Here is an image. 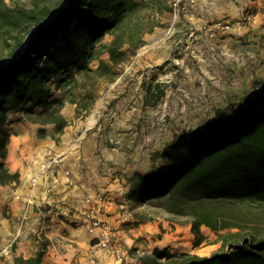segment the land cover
Returning <instances> with one entry per match:
<instances>
[{
	"label": "trees",
	"instance_id": "trees-1",
	"mask_svg": "<svg viewBox=\"0 0 264 264\" xmlns=\"http://www.w3.org/2000/svg\"><path fill=\"white\" fill-rule=\"evenodd\" d=\"M64 1L54 8L51 0H34L29 7L0 0V37L10 48L0 56V118L22 111L63 132L68 124L62 113L65 100L54 97L50 82L73 89L87 86L83 76L112 72V66L145 44V35L158 24L145 10L170 9L169 0H69L52 18ZM105 53L110 61L103 59ZM253 87L243 103L230 111L216 108L215 117L202 127L183 130L157 151L155 157L166 161L155 174L130 177L134 193L144 199L160 196L169 212L192 216L196 246L208 242L205 226L218 233L224 250L200 256L155 248L141 258L142 264H264V237L242 233L238 222L213 207L218 201L264 204V80L256 79ZM8 142L2 132L0 157L6 156ZM19 177L0 162V184ZM234 226L239 230L230 231ZM43 254L40 249L35 256L16 257V262L41 264Z\"/></svg>",
	"mask_w": 264,
	"mask_h": 264
},
{
	"label": "crops",
	"instance_id": "crops-1",
	"mask_svg": "<svg viewBox=\"0 0 264 264\" xmlns=\"http://www.w3.org/2000/svg\"><path fill=\"white\" fill-rule=\"evenodd\" d=\"M185 16L184 26L197 31L191 29L187 39L196 41L199 49L205 81L201 92L209 93V102L216 108L230 111L254 92L256 79L264 80V0H196ZM216 19L230 27L220 28L214 38L205 37L203 23ZM50 85L54 97L63 96L55 79ZM64 100L62 113L68 124L63 132H58L55 123L30 120L22 111H9L0 118V134L9 136L7 154L0 162L10 172L20 173L18 181L0 184V264H17L16 257L35 256L40 249L44 250L41 264H142L141 258L155 248L200 256L216 253L219 242L195 245L192 222L181 224L165 217L146 220L135 214L130 177L136 172L155 174L157 167L139 162L140 156H150V147L130 158L119 143L122 137L115 135L118 145L108 147L97 131H90L96 120L87 125L77 113V101ZM215 115L213 111L208 118ZM129 136L132 141L134 135ZM53 159L46 173H41V163ZM66 171L71 183L66 180ZM35 176L38 182L32 186ZM107 190L115 201L105 215L118 226L121 257L99 246L87 226L73 224L85 194ZM16 191L22 194L21 199L14 196ZM29 195L37 204L16 238ZM202 231L207 235L205 226Z\"/></svg>",
	"mask_w": 264,
	"mask_h": 264
},
{
	"label": "rangeland",
	"instance_id": "rangeland-1",
	"mask_svg": "<svg viewBox=\"0 0 264 264\" xmlns=\"http://www.w3.org/2000/svg\"><path fill=\"white\" fill-rule=\"evenodd\" d=\"M51 1L54 2L55 8L62 0ZM171 1L169 0L170 9L154 7L145 10L155 16L158 24L152 32L145 35V44L121 63L112 66V72L104 75L92 73L90 78L81 77V81L88 82L85 87H62V98L77 101V113L87 125H91L92 117L96 120L90 126V131H97L108 147L118 145L114 135L122 137L119 143L123 145L122 150L130 154V158L141 154L142 149L150 147L149 157H139V162H147L149 167L165 164L166 160L163 158H158L159 164H156L157 151H161L183 130L202 127L210 119L208 115L216 111V107L209 102V93L201 92L205 81L201 78L204 72L199 66V49L196 50V41L187 39L193 28L183 24L188 11L181 19L176 20ZM8 2L29 7L34 0ZM191 5L188 4V10ZM218 20L220 19L214 21ZM214 21H205L201 28L207 32V28L212 26ZM193 30L196 31V28ZM215 36L216 34L211 36L207 33L205 37ZM197 44L200 46V43ZM9 50L0 37V56L7 55ZM102 57L110 61L109 53ZM98 64L99 60L96 59L90 65L95 69ZM130 134L134 135L132 141L128 139ZM145 156L146 158H143ZM134 194L135 214L140 218L145 216L146 220H149L165 217L181 224L192 222L191 215L166 210L160 196L144 199L139 194ZM213 207L238 222L242 233L264 237V204L249 200L238 203L218 201ZM238 230L239 227L236 226L230 229ZM205 231L208 237L206 244L221 243L218 241L217 232L208 227H205ZM221 245L216 252L224 250Z\"/></svg>",
	"mask_w": 264,
	"mask_h": 264
},
{
	"label": "built area",
	"instance_id": "built-area-1",
	"mask_svg": "<svg viewBox=\"0 0 264 264\" xmlns=\"http://www.w3.org/2000/svg\"><path fill=\"white\" fill-rule=\"evenodd\" d=\"M196 0H172L171 6L175 19H181L184 13L188 11V4L195 3ZM222 27H230L228 23H224L221 20L214 21L212 26L207 28V33L211 36L215 35L217 30ZM81 137L78 138L80 140ZM54 159L51 161H45L40 165V172L46 173ZM66 180L71 183L70 172L66 171ZM38 177L32 178V186L36 185ZM17 199H21L22 194L19 191L14 193ZM115 198L109 190L103 193H86L84 197V204L82 209L79 210L78 216L73 220L75 225H85L89 229V232L93 235V239L102 248L112 252L116 257L122 256V245L117 241L116 235L118 226L106 217V208H109L114 204ZM55 202V201H54ZM37 204L36 198L29 195L25 199L23 213L19 219V229L16 233V238L20 235L22 226L25 224L29 217L30 210Z\"/></svg>",
	"mask_w": 264,
	"mask_h": 264
},
{
	"label": "water",
	"instance_id": "water-1",
	"mask_svg": "<svg viewBox=\"0 0 264 264\" xmlns=\"http://www.w3.org/2000/svg\"><path fill=\"white\" fill-rule=\"evenodd\" d=\"M68 3H69V0H65L64 3L62 4L61 8H60L59 10H57V11L53 14L52 18H53V17H54L59 11H61V10H62V9L68 4ZM30 36H31V35H29L28 38L25 40V43H24V45H23V47H22V49H21V52L27 47L28 40H29Z\"/></svg>",
	"mask_w": 264,
	"mask_h": 264
},
{
	"label": "bare ground",
	"instance_id": "bare-ground-1",
	"mask_svg": "<svg viewBox=\"0 0 264 264\" xmlns=\"http://www.w3.org/2000/svg\"><path fill=\"white\" fill-rule=\"evenodd\" d=\"M91 121H94V118H93V117L91 118ZM91 121H90V122H91Z\"/></svg>",
	"mask_w": 264,
	"mask_h": 264
}]
</instances>
